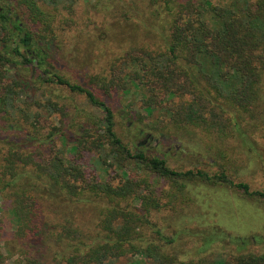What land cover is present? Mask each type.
<instances>
[{"label":"trees","instance_id":"obj_1","mask_svg":"<svg viewBox=\"0 0 264 264\" xmlns=\"http://www.w3.org/2000/svg\"><path fill=\"white\" fill-rule=\"evenodd\" d=\"M1 1L6 6L0 4V136L2 131H15L20 134L17 138L31 142L38 131L47 130L39 139L57 134L72 143V155L70 159L57 155L51 161L24 153L14 144L0 156V194H7L12 223L8 220L7 228L5 207H0V264L7 258L3 247L12 257L7 245L14 240L20 253L11 264H112L123 257L130 264H264V253L242 251L247 237L222 229L203 236L199 252L226 241L238 244L235 251L180 258L172 247L178 233H163L153 211L188 198L185 188L191 182L226 183L262 202L264 190L234 182L222 165L215 173L175 170L161 155L140 149L133 153L138 145L123 141L117 133L113 104L119 90L125 96L133 92V98L140 100L139 108L135 100L130 107H117L124 121L140 123L135 135L146 127L169 135L198 129L254 145L252 133L264 130V0H248L238 10L213 0H145L151 12L147 29L156 42L131 46L112 62V73L93 74L89 84L63 74L50 52L58 32L75 25L76 20L62 11L72 14L77 0ZM15 9L21 10L23 20L13 13ZM27 68L32 70V84L41 91L38 96L24 90L21 72ZM115 68L122 74L116 76ZM51 86L83 95L99 114L75 108L74 113L42 88ZM41 109L58 114L59 125H44ZM155 114L163 119L147 123L146 118ZM129 159L146 175L124 170ZM101 172L107 178L101 179ZM155 178L167 183L168 189L154 186ZM39 195L59 208L63 221H44ZM83 203L98 209L93 232L67 218L72 206ZM250 239L264 241V234Z\"/></svg>","mask_w":264,"mask_h":264},{"label":"rangeland","instance_id":"obj_2","mask_svg":"<svg viewBox=\"0 0 264 264\" xmlns=\"http://www.w3.org/2000/svg\"><path fill=\"white\" fill-rule=\"evenodd\" d=\"M213 1L221 4L230 3L234 10H238L248 0ZM146 3L145 0H77L72 14L62 11L63 14L77 22L75 21V25H70L65 31L58 32L56 38L51 41L50 52L58 60L59 70L73 81L89 84L88 79L93 74L109 75L112 73V62L122 56L131 46L150 45L156 42L152 32L147 29L151 12ZM0 4L6 6L1 0ZM13 13L20 14L18 17L23 20L20 9H15ZM21 73L26 82L24 85L26 94L38 96L41 91L37 90L31 82L32 70L27 68ZM114 74L118 76L122 73L116 69ZM11 82L7 80L6 83L9 86ZM3 83L5 85V80ZM42 88L48 91L54 100L67 104L70 107L69 110L74 113L75 108L84 113L96 116L99 114V111L92 107L83 95L72 94L66 87ZM118 92L115 93L113 99V104L116 106L115 116H117L115 118L116 130L123 141H133L134 146L138 145V148L132 150L133 153L140 149L149 155H161L166 159L168 166L175 170L203 169L208 173H215L222 165L225 166L229 178L234 182L243 181L248 183L252 190H264V130L262 127L251 135V139L255 141L254 145L252 142H249L250 145L248 143L243 145L239 139H219L215 134H208L198 129L182 130L169 135V131L168 133L153 132L146 127L142 134L139 133L136 136L135 130L140 123H135L130 119L124 121L117 107H130L129 103L135 100L133 104L139 108L140 100L136 101L133 98V92L126 96L120 95L121 90ZM1 104H3L2 98H0ZM28 106L34 108L31 101ZM40 113L41 122L44 125H59L58 114L49 113L47 109H41ZM162 119L159 114H155L147 117L146 122L155 125ZM80 120L85 121L86 118L82 117ZM72 131L76 133L74 128ZM46 132L47 130L38 131L36 139L28 142L20 140V137L17 138L20 134L15 131H2L0 156L7 152L8 145L15 144L24 153H34L38 157L50 158L51 161H55L54 157L57 155L70 159L72 143L62 141L57 134L47 140L39 139L40 134L45 135ZM146 133L152 135L151 140L145 139ZM123 168L129 174L146 175L140 165L131 159L124 161ZM103 176L107 178V173L101 172L100 178L102 179ZM152 181L158 189L163 190L169 187L167 183L158 178ZM185 189L188 198L186 196L183 201H177L152 212V218L161 226L163 233L166 235L178 233L175 235L176 240L172 247L181 259L195 260L199 256H208L213 252L232 249L235 251V246L238 244L226 241L213 243L205 252H199L203 236L213 230L221 229L232 236H244L249 239L242 251L251 249L264 253V241L250 239L253 235L264 234V202L259 199L246 198L226 183L208 185L191 182L186 185ZM6 195L0 194V207H5L6 218L4 219L6 224H9V214L6 209L9 201ZM37 198L45 222L63 221L59 208L55 204L43 196L39 195ZM97 215L98 209L94 205L83 203L72 206L67 218L82 230L93 232ZM9 226L10 224L7 228H10ZM7 247L12 257H9L6 248L3 247V252L7 255L4 264H11L12 258L20 253V245L14 240V242H9ZM112 264H130V262L123 257L113 260Z\"/></svg>","mask_w":264,"mask_h":264},{"label":"flooded vegetation","instance_id":"obj_3","mask_svg":"<svg viewBox=\"0 0 264 264\" xmlns=\"http://www.w3.org/2000/svg\"><path fill=\"white\" fill-rule=\"evenodd\" d=\"M141 134H142V132H141ZM145 139H149V140H151L152 139V135H150L149 133H146L145 134ZM156 140V139H155Z\"/></svg>","mask_w":264,"mask_h":264}]
</instances>
